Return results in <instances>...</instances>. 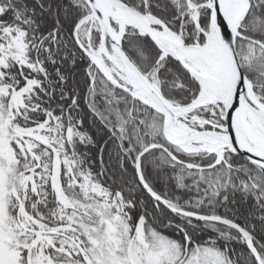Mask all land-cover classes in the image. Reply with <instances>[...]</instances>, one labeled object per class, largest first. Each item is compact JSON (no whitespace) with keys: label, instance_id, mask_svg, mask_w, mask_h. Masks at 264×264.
Listing matches in <instances>:
<instances>
[{"label":"snow or ice","instance_id":"6c2138e0","mask_svg":"<svg viewBox=\"0 0 264 264\" xmlns=\"http://www.w3.org/2000/svg\"><path fill=\"white\" fill-rule=\"evenodd\" d=\"M0 264H264V0H0Z\"/></svg>","mask_w":264,"mask_h":264}]
</instances>
